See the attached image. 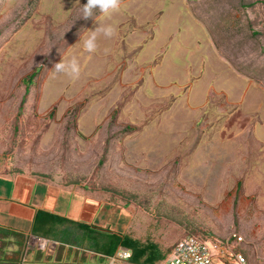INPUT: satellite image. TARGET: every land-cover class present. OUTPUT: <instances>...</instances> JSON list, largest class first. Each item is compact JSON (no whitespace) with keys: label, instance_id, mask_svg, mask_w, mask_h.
<instances>
[{"label":"rangeland","instance_id":"obj_1","mask_svg":"<svg viewBox=\"0 0 264 264\" xmlns=\"http://www.w3.org/2000/svg\"><path fill=\"white\" fill-rule=\"evenodd\" d=\"M80 3L0 0V172L83 188L162 252L228 239L264 264V0H119L94 11L115 28L94 52ZM73 58L78 76L53 72ZM35 238L0 252L17 263Z\"/></svg>","mask_w":264,"mask_h":264},{"label":"crops","instance_id":"obj_2","mask_svg":"<svg viewBox=\"0 0 264 264\" xmlns=\"http://www.w3.org/2000/svg\"><path fill=\"white\" fill-rule=\"evenodd\" d=\"M64 220L118 235L126 227L122 210L83 188L0 172V229L8 232L0 234V242L7 234L24 238L37 233L48 234L41 238L57 244L50 251H24L17 263L8 252H0V264H111V258L53 240L71 227Z\"/></svg>","mask_w":264,"mask_h":264},{"label":"trees","instance_id":"obj_3","mask_svg":"<svg viewBox=\"0 0 264 264\" xmlns=\"http://www.w3.org/2000/svg\"><path fill=\"white\" fill-rule=\"evenodd\" d=\"M39 67L25 79H23L24 94L17 108L14 119V128L17 129V121L22 115L23 106L30 87L34 83V79L38 76ZM68 223L71 227L67 230L57 233L53 240L69 244L77 247L79 250H86L100 255L104 258H111L115 255L119 248L126 249L130 252L127 260L129 264H159L170 252H162L158 246L152 242H140L127 235H118L107 231H102L94 227L81 225L74 222L64 220L63 224ZM8 232L0 229V234ZM41 233V232H40ZM37 237L48 236V234H34ZM47 238V237H45Z\"/></svg>","mask_w":264,"mask_h":264},{"label":"built area","instance_id":"obj_4","mask_svg":"<svg viewBox=\"0 0 264 264\" xmlns=\"http://www.w3.org/2000/svg\"><path fill=\"white\" fill-rule=\"evenodd\" d=\"M35 237L40 251H50L55 247L53 241ZM233 237L235 242L242 241L240 237ZM129 257L128 250L119 248L111 257V262H127ZM217 262L218 264H250L241 252L235 250L228 239H212L206 242L191 235L177 241L159 264H216Z\"/></svg>","mask_w":264,"mask_h":264},{"label":"clouds","instance_id":"obj_5","mask_svg":"<svg viewBox=\"0 0 264 264\" xmlns=\"http://www.w3.org/2000/svg\"><path fill=\"white\" fill-rule=\"evenodd\" d=\"M81 4V3H80ZM81 18L88 19L94 17L98 21V26L94 30H86L85 34H80V40L77 44H81L88 52H94L97 49L98 35L110 38L114 35L115 28L110 24H101L100 17L94 16V11L98 10L102 17H109L119 8V0H86L81 4ZM53 72L65 73L73 77L79 74V65L76 59H71L65 63H56Z\"/></svg>","mask_w":264,"mask_h":264}]
</instances>
